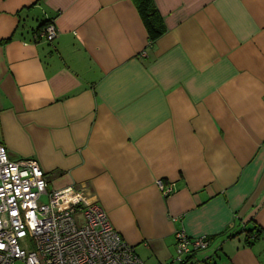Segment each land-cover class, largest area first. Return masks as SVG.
<instances>
[{"label": "crops", "instance_id": "1", "mask_svg": "<svg viewBox=\"0 0 264 264\" xmlns=\"http://www.w3.org/2000/svg\"><path fill=\"white\" fill-rule=\"evenodd\" d=\"M153 2L151 41L132 0H0V144L145 264H264V0Z\"/></svg>", "mask_w": 264, "mask_h": 264}, {"label": "built area", "instance_id": "2", "mask_svg": "<svg viewBox=\"0 0 264 264\" xmlns=\"http://www.w3.org/2000/svg\"><path fill=\"white\" fill-rule=\"evenodd\" d=\"M39 36H57L53 22ZM41 166L30 157L12 158L0 144V264H145L113 228L106 211L71 186L47 187ZM167 195L172 184L157 180ZM209 246L204 237L177 234V264Z\"/></svg>", "mask_w": 264, "mask_h": 264}, {"label": "trees", "instance_id": "3", "mask_svg": "<svg viewBox=\"0 0 264 264\" xmlns=\"http://www.w3.org/2000/svg\"><path fill=\"white\" fill-rule=\"evenodd\" d=\"M140 14V17L147 30L148 38L153 41L157 39L165 30L162 16L158 12L153 0H132ZM47 21L43 23L45 25ZM257 232L262 230L257 226L253 229ZM253 230L251 232H253Z\"/></svg>", "mask_w": 264, "mask_h": 264}, {"label": "rangeland", "instance_id": "4", "mask_svg": "<svg viewBox=\"0 0 264 264\" xmlns=\"http://www.w3.org/2000/svg\"><path fill=\"white\" fill-rule=\"evenodd\" d=\"M14 264H26V263H24L23 261H19V260H17V261H15Z\"/></svg>", "mask_w": 264, "mask_h": 264}]
</instances>
